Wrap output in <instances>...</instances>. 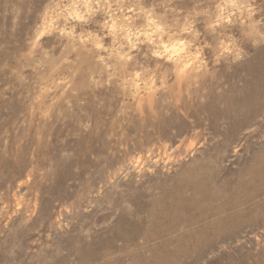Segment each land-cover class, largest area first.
Listing matches in <instances>:
<instances>
[{
    "label": "rangeland",
    "instance_id": "374dc122",
    "mask_svg": "<svg viewBox=\"0 0 264 264\" xmlns=\"http://www.w3.org/2000/svg\"><path fill=\"white\" fill-rule=\"evenodd\" d=\"M247 89L261 115L231 132L214 113ZM263 151L264 0H0V264H80L70 245L113 254L121 241L100 242L120 217L127 227L133 189L159 194L206 159L236 186ZM148 153L168 167L125 176ZM258 187L194 226L140 236L124 264H264Z\"/></svg>",
    "mask_w": 264,
    "mask_h": 264
},
{
    "label": "bare ground",
    "instance_id": "6f19581e",
    "mask_svg": "<svg viewBox=\"0 0 264 264\" xmlns=\"http://www.w3.org/2000/svg\"><path fill=\"white\" fill-rule=\"evenodd\" d=\"M186 68L187 67L184 65L182 71L186 72ZM262 90L261 88V91ZM246 95H249L250 98H246L249 96L242 97L238 101L228 103L227 108L222 112L214 113L216 118L227 120L228 130L231 132L235 127L242 126L248 122L251 123L252 116L261 115V106L254 102V92L247 89ZM241 105L245 107L246 119L244 121L235 118L241 111ZM226 143L227 141L220 145L225 148L227 147L224 145ZM161 158H154L151 153H148L145 158H136L137 160L131 165L127 167L124 166L125 168L122 169L123 173H125V176H133V174L137 173V175H139L141 172H144V170H148L151 173L157 174L160 170H164L168 167L166 157V160ZM219 158L222 159L221 155L215 157L216 160ZM255 160V165L249 166L248 171L247 169L238 170L239 180L238 183L235 184L236 186H232L229 183L226 184L229 178L222 180L219 176L218 168L215 166V162L206 159L197 162L195 168L189 172V176H180L171 186L168 184L163 185L160 188L161 192L159 194H152L153 192L149 193L146 192V190L140 191L136 190L135 187V189L131 187L130 189L134 191L130 192L129 199L135 203L137 202L139 204L138 208L133 213H129L130 219L127 227L123 226L124 219L120 217L119 226L113 231L111 238L100 242L101 247L105 249L113 245L114 241H121L120 249L115 250L113 254L111 253L105 256L104 252L98 254V252L95 251L96 248H98L96 244L88 245L87 249H83V245H70L67 250V255H74L76 261L80 264L94 263L104 256L105 259L112 258V260H105L101 262V264H124L123 254L126 252L127 247L133 243H137L140 236H143V240L146 243L149 242L151 238L155 239V236L161 237L162 235H169L172 232L180 231V229L185 226H194L199 222L205 221L219 211L228 210L233 206L238 207L240 203L244 204L253 197L252 195H254V193H258L259 190L257 188H259V183H264V151L262 152V156L257 157ZM246 175H249L248 179H244ZM133 177H135V175ZM188 191L190 192L189 194H187ZM136 192L139 195H136ZM156 195H159V198H156ZM147 196L154 197L153 202H151L153 206L151 210H153L151 213L152 218L150 225H145V221H143L141 216V213L151 206L143 200V198ZM214 203L218 204L216 206L212 205ZM116 205L120 206L121 202H117ZM156 209L159 210V212H156ZM47 212L48 219H51V210L48 209ZM68 217V214L60 209L55 222L61 228L62 218L65 219ZM53 223L54 222L51 221V224ZM82 240L84 241V239ZM126 255H128L127 252ZM164 259L167 260L164 256L157 257L154 260V264H159L164 261ZM70 261L69 263L72 264ZM142 264L153 263L145 258Z\"/></svg>",
    "mask_w": 264,
    "mask_h": 264
}]
</instances>
